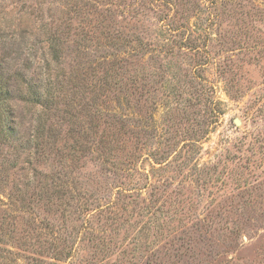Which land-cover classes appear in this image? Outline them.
I'll use <instances>...</instances> for the list:
<instances>
[{
	"label": "rangeland",
	"instance_id": "374dc122",
	"mask_svg": "<svg viewBox=\"0 0 264 264\" xmlns=\"http://www.w3.org/2000/svg\"><path fill=\"white\" fill-rule=\"evenodd\" d=\"M0 264H264V0H0Z\"/></svg>",
	"mask_w": 264,
	"mask_h": 264
},
{
	"label": "trees",
	"instance_id": "16d2710c",
	"mask_svg": "<svg viewBox=\"0 0 264 264\" xmlns=\"http://www.w3.org/2000/svg\"><path fill=\"white\" fill-rule=\"evenodd\" d=\"M55 44L51 43V45L49 46V50L51 51V53H53L55 56H58V51H56L55 48ZM51 81V80H50ZM50 81H48V84H50ZM52 83V82H51ZM40 90V89H39ZM50 89H47L45 92L43 91L42 93H36V104L41 106V114H40V120L42 121L41 123L39 122V127L42 128V126L44 125V118H45V111L48 110V108L50 106H52L55 101H53L54 99V92L49 91Z\"/></svg>",
	"mask_w": 264,
	"mask_h": 264
},
{
	"label": "water",
	"instance_id": "95a60500",
	"mask_svg": "<svg viewBox=\"0 0 264 264\" xmlns=\"http://www.w3.org/2000/svg\"><path fill=\"white\" fill-rule=\"evenodd\" d=\"M235 124H236V125H239V122H238V121H235Z\"/></svg>",
	"mask_w": 264,
	"mask_h": 264
}]
</instances>
